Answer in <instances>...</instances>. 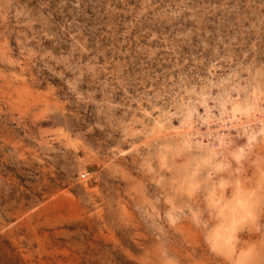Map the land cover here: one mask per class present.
<instances>
[{
	"label": "rangeland",
	"instance_id": "1",
	"mask_svg": "<svg viewBox=\"0 0 264 264\" xmlns=\"http://www.w3.org/2000/svg\"><path fill=\"white\" fill-rule=\"evenodd\" d=\"M263 118L264 0H0V264H264Z\"/></svg>",
	"mask_w": 264,
	"mask_h": 264
},
{
	"label": "bare ground",
	"instance_id": "2",
	"mask_svg": "<svg viewBox=\"0 0 264 264\" xmlns=\"http://www.w3.org/2000/svg\"><path fill=\"white\" fill-rule=\"evenodd\" d=\"M252 92H253V89H252ZM191 93V92H190ZM189 93V94H190ZM202 94V93H201ZM253 93H251L250 95H252ZM253 97V96H252ZM226 98V97H225ZM254 98V97H253ZM243 100H244V98H243ZM245 100H246V98H245ZM248 102V101H247ZM247 104L248 103H246V101H244L243 103L242 102H239V101H235L234 100V102H232L231 104H229V106H226V103L224 102V101H222L221 100V102H219L218 103V109H219V120H221V121H223V122H227L228 121V123H230L231 124V122H234L235 124L236 123H238V119H239V116L241 115V112L244 110V112L243 113H246L245 112V110L246 109H249V108H246V106H247ZM250 106V105H249ZM251 107V106H250ZM186 108H187V106H186ZM189 108V107H188ZM252 108V107H251ZM254 108V107H253ZM178 109V108H177ZM192 110V109H191ZM186 111V110H185ZM247 111V110H246ZM251 112H253V111H251ZM251 112H249V113H251ZM180 113H181V110H180ZM186 113V112H185ZM192 113V112H191ZM248 113V112H247ZM255 113V112H254ZM174 114V113H173ZM182 115V114H181ZM186 115V114H185ZM245 116V115H244ZM242 117V116H241ZM241 117H240V119H241ZM239 119V120H240ZM264 119V118H263ZM163 120H165V119H163ZM168 120V119H167ZM189 118L188 117H186V119H184V121H182V128H184V127H186V126H188V123H189ZM204 123H210V122H212V121H214L215 122V118H213L210 114H209V111L207 110L206 111V114L204 115ZM262 120V119H261ZM191 121V120H190ZM168 122V121H167ZM220 122V121H219ZM240 122V121H239ZM163 123V122H162ZM161 123V124H162ZM180 123V122H179ZM203 123V122H202ZM259 123V122H258ZM161 124H159V125H161ZM169 124V123H168ZM167 124V125H168ZM191 124V123H190ZM158 125V124H157ZM159 125L158 126H156V127H159ZM166 125V126H167ZM170 125V124H169ZM223 125V124H222ZM226 125V124H225ZM152 126H154L153 124H152ZM151 126V127H152ZM231 126H233V125H231ZM161 127V126H160ZM235 127V126H234ZM236 127H237V125H236ZM163 128V127H162ZM161 128V129H162ZM168 128V127H167ZM179 128L180 127H178V129L177 130H179ZM220 128V127H219ZM260 128V127H259ZM188 129V128H187ZM221 129V128H220ZM264 129V128H263ZM158 130V129H157ZM164 130V129H163ZM162 130V131H163ZM181 130V129H180ZM190 130V129H189ZM172 131V130H171ZM175 131V130H174ZM260 131V130H259ZM264 131V130H263ZM158 132V131H157ZM164 132V131H163ZM177 132V131H176ZM190 134L192 133V132H189ZM160 134V133H159ZM165 134V133H164ZM167 134V133H166ZM187 134H188V131L186 130V129H182V131L181 132H178V133H175V134H171L169 137H168V142H167V144L165 145V146H167V150L166 151H168V154L170 155V156H168V159H171V161L175 164V166H176V168L178 169V170H176L175 168H174V173L175 174H177V172L178 173H180V176L181 177H183V178H187V176L188 177H190L191 176V173L190 172H192L193 170V173L195 172V169L193 168L194 167V165L196 164V163H194V161L195 162H197L195 159H193L192 158V155H191V153H190V150H192V149H190L189 150V147H187L186 145H185V141H184V139L183 138H185L186 136H187ZM164 136H166V135H164ZM162 137H163V135H162ZM222 138V137H221ZM160 139H162V138H160ZM164 139H166V138H164ZM218 141H220V140H218ZM162 143H164V142H162ZM251 143V142H250ZM247 144V143H246ZM189 145V144H188ZM202 145V144H201ZM252 145V144H251ZM203 146V145H202ZM202 146H201V148H202ZM199 147H200V145H199ZM192 148V147H191ZM196 148V147H195ZM205 149H206V147L204 148V155H205ZM195 150V149H194ZM196 150H197V148H196ZM199 151H201L200 149H199ZM202 153V152H201ZM198 155V154H197ZM196 155V156H197ZM167 156V155H166ZM201 157V154L200 155H198L197 156V159H199L200 160V157ZM170 157V158H169ZM195 157V156H194ZM199 157V158H198ZM203 157V156H202ZM208 157V156H207ZM215 157V156H214ZM167 159V158H166ZM208 160V159H207ZM166 161V160H165ZM213 161V160H212ZM206 162V161H205ZM197 163H200V161H198ZM210 163V162H209ZM171 164V163H170ZM201 164V163H200ZM215 164V163H214ZM219 163L217 162L216 163V165L219 167V165H218ZM222 164V163H221ZM209 165H211V164H209ZM171 166H173V165H171ZM170 166V167H171ZM216 166V167H217ZM202 167V166H201ZM200 167V168H201ZM193 168V169H192ZM210 168H212V167H210ZM214 168H215V166H214ZM172 169V168H171ZM213 169V168H212ZM192 170V171H191ZM177 171V172H176ZM210 171H213V170H211L210 169ZM170 172H172V171H170ZM190 173V174H189ZM192 173V174H193ZM196 173V172H195ZM179 174H177V176H178ZM196 175V174H195ZM177 176H175V177H177ZM189 179H191V177L189 178ZM182 181V180H181ZM184 181V180H183ZM187 181H188V179H187ZM194 181V180H193ZM192 181V182H193ZM185 182V181H184ZM187 183V182H186ZM191 183V182H190ZM177 184V183H176ZM193 185V184H192ZM189 186V185H188ZM235 194V198L232 200V201H230V205H229V207H228V210L229 211H231V216H230V218H228L229 220H228V223L226 224H222L221 223V225H217V229H216V231H215V233H214V237H213V241L215 242V243H222L223 245L224 244H227V243H229V241H230V239H231V234H232V230H233V228H234V225L236 224V223H238L240 220H242V219H244V218H248V216H250L252 213H253V205H255V203L254 202H252L253 201V199H252V201H249L246 197H244V196H242V197H237L236 196V192L234 193ZM238 194V193H237ZM240 196H241V194H240ZM231 199H232V197H231ZM215 200V199H214ZM214 202V201H213ZM254 203V204H253ZM218 205V204H217ZM216 207V206H215ZM220 208V207H219ZM258 212V211H257ZM224 213V212H223ZM226 213H227V211L225 212V215H226ZM228 214V213H227ZM220 215H222V214H220ZM224 215V216H225ZM227 216V215H226ZM225 216V217H226ZM222 218V217H221ZM221 218H219L218 217V220H220ZM253 218V217H252ZM224 220L226 219V218H223ZM222 220V219H221ZM220 220V221H221ZM222 222V221H221ZM218 224V223H217ZM235 237V236H234ZM213 243V242H212ZM217 245V244H216ZM221 246V245H220ZM248 259V258H247ZM243 263V262H242Z\"/></svg>",
	"mask_w": 264,
	"mask_h": 264
}]
</instances>
